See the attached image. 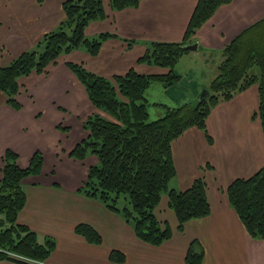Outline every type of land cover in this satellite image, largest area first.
<instances>
[{"label":"crops","instance_id":"0c3cea01","mask_svg":"<svg viewBox=\"0 0 264 264\" xmlns=\"http://www.w3.org/2000/svg\"><path fill=\"white\" fill-rule=\"evenodd\" d=\"M64 1L0 0L1 66L36 49L46 33L58 28L65 19ZM198 1L142 0L136 8L114 11L111 0H104L106 18L85 29L89 39L102 33L113 35L97 56L81 48L60 56L46 75L32 73L20 78V110L9 106L0 90V181L6 150L18 154L22 168L30 165L36 152L44 156L41 174L23 181L26 204L18 222L37 233L40 242L45 237L56 242L45 264H186L194 241L204 249L202 264H264V240L249 235L227 195L235 179L249 178L264 167V132L255 116L259 108L257 85L213 108L206 121L207 131L191 127L172 143L176 176L170 188L184 191L196 179H204L211 214L189 221L180 232L168 195L164 194L155 214L162 225H170L173 235L162 245L140 240L120 214L79 192L88 179L89 168L99 161L94 155L80 161L70 152L88 136L84 121L99 111L66 63H83L108 79L131 68L145 75L166 74L169 69L138 63V59L153 42H181ZM263 18L264 0H232L221 5L194 35L192 42L198 44L197 50L184 55L176 65L179 80L170 87L176 97H170L168 106L199 101L202 91L218 74L225 47ZM152 95L150 92L148 100L156 106V119L160 103ZM79 224L92 226L103 243H88L75 231ZM114 250L124 254L123 263L110 260ZM0 264L22 263L1 260Z\"/></svg>","mask_w":264,"mask_h":264},{"label":"trees","instance_id":"16d2710c","mask_svg":"<svg viewBox=\"0 0 264 264\" xmlns=\"http://www.w3.org/2000/svg\"><path fill=\"white\" fill-rule=\"evenodd\" d=\"M231 1L199 0L181 42H153L149 45L138 63L169 69L166 74L145 75L131 68L125 74L108 79L91 72L83 63H66L99 111L84 121L83 128L88 136L70 152L72 158L80 161L89 155L96 156L99 161L89 168L88 179L79 192L98 199L111 211L120 214L133 226L140 240L154 246L162 245L173 235L170 225H162L155 214L164 194L168 195L169 207L176 215L180 232L189 221L211 214L204 179H196L184 191L170 188L176 176L172 155L174 140L191 127L207 131L206 121L212 109L252 85L258 86L259 108L255 116L264 132V18L225 47L218 74L206 88L208 95L193 105L170 107L157 104L165 108V112L150 120L147 97L150 86L158 81L171 87L179 80L175 67L190 52L186 46L193 43L198 29L216 10ZM141 2L111 0V7L114 11H121L136 8ZM63 10L65 19L56 30L43 36L36 49L24 52L9 65H0V90L7 96V104L14 109L22 108L17 99L22 92L20 78L32 73L46 75L57 65L60 56L81 48L91 56H97L103 43L113 36L109 33L92 39L85 36L90 23L106 18L104 0H66ZM133 44L134 41L129 43L130 46ZM18 158L17 153L6 150L1 166L0 261L45 263L56 242L51 237L40 242L37 233L18 222L19 213L26 204L23 181L41 174L44 156L36 152L26 168L19 166ZM227 195L249 235L255 240H264V167L249 178L235 179L229 185ZM75 231L88 243H103L102 236L88 224H79ZM203 257L201 244L192 242L186 264H202ZM110 260L123 263L125 256L114 250Z\"/></svg>","mask_w":264,"mask_h":264},{"label":"rangeland","instance_id":"374dc122","mask_svg":"<svg viewBox=\"0 0 264 264\" xmlns=\"http://www.w3.org/2000/svg\"><path fill=\"white\" fill-rule=\"evenodd\" d=\"M158 85H159V87H161L160 85H162V87L159 90L153 88V87L158 86ZM150 92L153 93V95L151 96L152 99L155 98L158 103L163 104V105L164 104L165 105L170 104L168 102V101L171 100L170 97H176L175 96L176 93L173 92V90H170V86L166 87V86H164L163 83L158 82V81L154 82L150 86L149 90L147 91V97L150 94ZM168 97H169V100H168ZM159 108H160V110L158 111V115H155L156 119L158 118V116L163 115L164 112H165V108H162V106H159ZM155 112H156V106H154V104L150 101V107H149V114H151L150 120H155V119H153L154 118L153 116H154ZM159 113H161V114L159 115ZM26 261H28L29 263H36L34 261H29V260H26ZM46 262L47 261H45V263ZM36 264H39V263H36Z\"/></svg>","mask_w":264,"mask_h":264},{"label":"water","instance_id":"95a60500","mask_svg":"<svg viewBox=\"0 0 264 264\" xmlns=\"http://www.w3.org/2000/svg\"><path fill=\"white\" fill-rule=\"evenodd\" d=\"M198 48V44L197 43H192V44H189L188 46H186V49H188L189 51H196ZM209 92L204 89L201 93V96H200V99L205 96V95H208Z\"/></svg>","mask_w":264,"mask_h":264},{"label":"built area","instance_id":"2783aa9c","mask_svg":"<svg viewBox=\"0 0 264 264\" xmlns=\"http://www.w3.org/2000/svg\"><path fill=\"white\" fill-rule=\"evenodd\" d=\"M39 264H45V263H39Z\"/></svg>","mask_w":264,"mask_h":264}]
</instances>
